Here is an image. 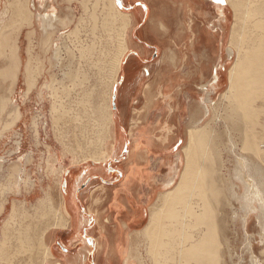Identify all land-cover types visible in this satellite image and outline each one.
Wrapping results in <instances>:
<instances>
[{
  "label": "bare ground",
  "instance_id": "6f19581e",
  "mask_svg": "<svg viewBox=\"0 0 264 264\" xmlns=\"http://www.w3.org/2000/svg\"><path fill=\"white\" fill-rule=\"evenodd\" d=\"M5 1L6 4L3 7L4 10H2L0 13V59L3 58L4 60V67L1 69V74L4 75L3 77L6 79V87L8 88H6L7 90H5L7 91V93L9 90V93L7 96H4L6 92L4 95L0 94V98L3 103L1 106L0 102V106L5 111V114H7L6 122H9L10 124H16L19 120L21 121L23 119L22 109L20 106L15 105V103L13 104L12 102L9 106V101H12V98L10 96L15 91L14 87L15 85H17L19 72L23 73L24 82L26 84L25 94L28 95L29 92H31L32 89L36 86L38 78L39 76H41L40 74H42V71L38 67L40 63L39 65L38 63L37 65L34 63L35 59L34 57H32V54L29 53L31 52L30 50L28 52V59L25 62L23 61L24 59L21 53V46L17 43V39H19L17 38V36H19L17 32H20L17 31V29L19 28L18 30H20V26L21 28H23L24 25H30L32 26L31 31L37 34L35 28L37 25H34L36 16L33 13L32 8L30 7L32 0ZM210 1L214 5L213 7H215L217 17L219 19L217 23L220 22V25L217 24V26H213V28L207 29L205 40L208 45L212 43L210 45H213L212 48L215 50H218V46L215 45L214 42H220L221 46L219 47H221L222 49L220 53L221 58L223 55V51L226 50L228 57L227 61H230L229 66L223 64V58L221 63V67L223 69H227L228 78L227 86L221 93L222 99L226 102L227 110L224 116V126L226 127L225 132L228 135H233L235 133L239 134L244 149L247 151L244 152L245 154L236 156L239 163L238 167L234 170L233 177L238 181L247 184V189L243 193V200L246 202V208L249 209L246 214L257 212L256 207L259 206L258 209L260 211V214L263 215L264 218V165L261 163L262 161L264 162V144L261 143V139L264 136L262 135L263 133L259 132L256 128V125L260 123V115L264 112V0ZM100 3H102V28L106 29L108 33H105L106 38L107 36L108 38L104 41L105 37H102L104 42L102 40L101 41L105 44L106 49L108 47V55H105L107 51L104 53V49L102 52H98L99 55L97 54V57H95V53L92 51L95 50L93 48H89V50L87 49V51H90L89 53H87L84 46L78 49H80L79 52L82 50L81 56L84 58V60H86L85 63L87 67L89 66L90 68L92 66L91 62L96 61L95 64H93L96 65L98 64V61H100L97 66L100 71L98 75H103V72H107L109 70V76L111 77L112 81L109 82V85L107 84L109 86V88H107L108 92L103 95L100 90L97 91L93 87L86 86V84L82 86L81 84L86 83V67L84 66L82 68L83 70L79 69V67H81V64L78 61L79 64H77V67L74 66V64H67L68 66H65L64 68L65 63L63 62L64 58H62L59 49L60 47H56L54 49L53 55L49 59V64L51 68L55 66L59 67L64 77H62V79L68 78L70 81H72L71 84H73V87L74 85L77 86V83L82 86L81 92H83V97L81 98L80 103L87 104L86 102H88L90 106L92 103V112L96 116L98 124L101 126L98 137H104V140L113 137L114 153L116 155H119L123 146L124 137L121 134V131L118 130L117 121L115 120L112 96L113 89L118 82L121 71L125 70L128 76L130 75V71H133L135 62H129L128 65L123 68V61L130 49L131 42H133L128 35V29H130L132 26L135 13L133 12L134 9L132 11H127L119 8L117 0H102ZM82 7L85 10L87 9V0L82 1ZM229 11H232L230 12L232 13L231 17ZM69 15L71 14L69 13ZM51 17H54V14ZM55 17L51 18L53 19V22L55 19H57ZM58 18H60V16ZM42 20L44 22L41 25L44 24L45 26H49L47 25V16L43 17ZM113 24H116V26H112ZM212 24L213 23H211V25ZM45 28L46 27H43L42 29L45 30ZM43 30L42 32L44 33L45 31ZM180 35L181 34L178 31L179 37L174 40V50L172 49L173 64L175 67L177 65L176 56L179 53H177V48H179L180 45ZM28 37L30 38L31 34ZM225 43L227 44V48L224 49ZM99 44L101 43L99 42ZM105 46L103 47L105 48ZM139 47L141 51H143V53H148L145 47ZM91 52L94 55L91 54ZM68 57L70 56L68 55ZM108 67L110 68L108 69ZM54 80H56V77L53 78V81ZM176 80V77L172 78L170 82L167 83L168 85L166 87H163L162 91H159L158 93L156 91V88L155 91L152 92L150 82H147L145 85L143 99L140 98L139 100L144 103V105L143 107L139 108V105L141 103H137L138 107H135V113H133L134 116L132 117L130 122L132 134H134V128H137V126H139L140 124H146L148 127L153 124V129L148 133H152L155 136H157V129L160 130L164 128L163 132L161 133V137H152L148 143H144V137H137L134 138L135 145H131V148L134 151L137 152L141 150L144 153V155L139 156V158H141L139 160H142L143 162H141V164L138 163L136 167L130 166L129 174L127 176V182L128 177H131L129 180L130 182H137L138 184L143 183L142 185L147 188L145 193L147 195L146 197L149 200V203L146 206V209L148 210V219L144 227L142 229L133 228V224L139 223L138 221H140L142 210L141 206L133 205V202H131L133 199L132 195H130V192L125 196H117L116 201L117 199L119 200L120 198L123 199L125 197L128 201H130V203H132V208L130 209L131 211L127 212L126 216L128 217V221L133 219L134 222L130 223V225L132 226L130 229L132 230H129L130 225H127L129 230V235L127 233V237L138 236V234L143 233L145 234L146 238H148L149 240V253L151 254L152 264H227V261L223 257L224 251H222L221 247L223 242L220 239L221 233L225 232V220L227 219L225 216L219 218L217 211L222 209V206L224 204L229 206L231 202L230 199H239L240 195L236 191L233 192L231 189H229L226 194V189L224 188V186L227 183L225 185H223V183L219 184L220 181L223 182L224 177L222 178L219 175L216 176L215 174L218 173H214L217 170L215 168L217 167V161L214 162L215 166H213L211 158H217L219 154L220 150L219 148H217V146L218 144H220V142L222 143V132L214 130V127L211 130L209 129L212 123L210 122L211 119L209 120V122H207L209 119V117L207 119V104L203 110L205 111L203 116L198 115V118H195V116H190L189 119H191V121L187 125H184V123L182 122L180 124V127L178 126L179 130L182 128L181 132L183 131L184 133H186L187 137V139L184 141L185 144L182 143L184 144L182 147V151L176 153L177 161L183 163V166L181 164V166L179 165L180 167H182L180 170H177V167H174L176 164L172 166V153L174 151L172 147L165 143L167 137H171L173 131L169 120L173 119L177 115L179 117H184L185 107L182 104V107L179 108L180 111L178 112L176 111V109L172 108V101H166L168 106L170 103V107L173 109V113H168L169 115L164 114L163 108H159L160 105L162 106V102H165V100H174V96L169 95V93H167V90L174 89ZM58 83L59 85H66L65 81L62 80ZM223 83V75L220 76L219 74L218 63V65H216L212 70L211 84L212 87H214V90L216 89L218 91L223 89ZM201 86L202 89L207 90L211 85L209 83H205L201 84ZM61 87L62 86L57 88L54 87V89L52 88V96L54 97L52 103L53 109H61V111H64L65 113V102L63 100V97L60 96V93L57 90ZM64 88H68V85ZM127 88L129 87L126 85H123L121 87L119 91V97L125 98V95H131L130 92H126L128 91L126 90ZM12 104L14 106H12ZM153 110H161V112L159 116L156 117L155 121H150V119L154 117L152 114ZM64 113H61V115ZM214 114L216 113L214 112ZM122 116H124L125 118L126 114L124 113V115ZM164 117H166L165 119H168V121H164L165 123H163ZM212 119L217 120L218 122L220 117H217L215 115ZM229 142L230 144L229 146L227 145L226 148L230 149V151L233 149L232 151H234L236 148L234 139L230 137ZM209 151H211V153ZM155 157H158V167L163 168L165 166V168L163 169L167 170V178L163 181V183L158 182L156 174L157 169L154 170L150 166L151 161L155 160ZM103 158L105 159V157H102V159ZM260 158L262 159L261 162ZM94 161L98 163L102 162L101 160L97 161V159H95ZM97 169L100 174L102 173V171L103 173L105 172L104 169ZM90 172L91 174L93 172L97 173L94 167L90 170ZM231 177L232 175L230 176V178ZM71 180L72 177L68 183L67 179L66 184L68 187L71 183ZM233 184L234 181L232 182V185ZM71 197H73V195ZM45 198L39 199V202L36 206H39L40 208H42L43 206L46 208V206L48 205L44 202H48V200L47 198ZM255 204H257V206H255ZM119 207L121 208V206ZM57 208L58 207L53 206L52 209H50L51 218L49 219V221L54 220L57 216L59 217L58 221L64 219L60 208ZM0 209L2 210V208ZM19 211L20 208H18L17 203H13L11 212L9 213V217L4 221L0 236V264H2L3 262L2 259L6 262V264L27 263V258H22L21 256H19L21 255L20 253H23L26 249L25 248L23 250V248L25 247L24 243H30L29 245L32 246V242H30L31 240H38V238L41 237L42 240L45 232H47V229L50 226H59V223L61 224V222L57 221L58 225H56L57 223L52 221L47 229H42L41 227H39L40 225H38V227L33 228L32 232H30L31 230L27 231L30 227H27V225L23 226L18 223L20 218L22 219V217L20 216H22L23 214L21 213L19 215ZM43 212H45L44 209L42 210V213ZM249 216L247 215L246 222L250 218ZM262 228L263 231L261 233V237L263 238L260 239L263 240V242H260V244H264V226ZM30 229H32V227ZM12 236H15L17 238L16 240H18V245L14 248H10V244V247L7 244V240H10ZM41 240L40 242L43 241ZM126 243L128 244V240H126ZM42 244V246L48 253L49 247L46 246L44 242H42ZM134 247L135 245L133 246V248ZM131 253L126 257V264H131L129 263L130 258H133L135 255ZM43 256L45 255L43 254ZM257 261V259L253 260V262Z\"/></svg>",
  "mask_w": 264,
  "mask_h": 264
},
{
  "label": "rangeland",
  "instance_id": "374dc122",
  "mask_svg": "<svg viewBox=\"0 0 264 264\" xmlns=\"http://www.w3.org/2000/svg\"><path fill=\"white\" fill-rule=\"evenodd\" d=\"M82 1L83 0H32L30 7L32 8V11L36 16L34 25L37 26H33L36 28L37 34L31 31L32 26L30 25H24L23 28H21L20 26V30H18L19 28L17 29V31H20L17 32L19 36L16 35L17 38H19L17 39V43L21 46V53L24 59L23 61L25 62L28 59L29 53L32 54V57H34L35 59L34 63L36 65L37 63L38 65L40 63L38 67L41 69L42 74H40L41 76H39L36 86L32 89L31 92H29L28 95H26V84L24 82V76L23 73L19 72L17 85H15L14 87L15 91L10 96L12 98V101H9V106L12 102L13 104L15 103V105L20 106L22 109L23 119L21 121L19 120L16 124H10L9 122H6L7 114H5V111L1 108L3 103L0 98V208H2V210L0 209V236L4 221L8 219L13 203L15 202L17 203L18 208H20L19 215L21 213L24 214L20 216L22 217V219L20 218L18 223L23 226L27 225V227H32V229L29 228L27 231L31 230L30 232H32L33 228L38 227V225H40L39 227H41L42 229H47L51 223V221H49V219L51 218L50 209H52L53 206L60 208L57 205L58 199L65 197V190L68 191L69 187L73 185V183L82 176L84 170H88L94 167V169H96L97 171V173L94 172L95 176H102L103 174L104 177L102 176L100 178L105 179L104 181H96L95 178L89 181L91 186L93 183L97 184V186L93 188L96 189V191L99 189V186L101 187V185H103L104 183L108 184L109 186L115 187L119 186L123 179L121 185L125 184L124 182L126 179L125 177H123L124 167L122 164L126 156L124 152V147L122 148L120 154L116 155L114 153V138L112 137L104 140V137H98L101 126L98 124L96 116L92 112V103L91 106L88 104V102H86L87 104L80 103V100L83 97V92H81V87L83 85L86 84V86L93 87L97 91L100 90L101 93L105 95L108 92L107 88H109V82L112 81L111 77L109 76L108 70L110 67H108V69L106 68L108 70L107 72L105 71L106 73L103 72V75L99 74V76L98 73H100V71L97 66L100 61H98V64L96 65H93L96 61L91 62L92 66L89 68V66L87 67L85 63L86 60H84V58L81 56L82 50L79 52L80 49L78 48H82L83 46L86 51L87 49L89 50V48L95 49L92 50L95 53V57H97L98 52H102L103 49L105 50L104 53L107 51L105 53L106 56L108 55L109 51L108 47L106 49V46L103 43L105 39L108 38V36L106 38L105 33H108L106 29L102 28V3H100L102 0H87L86 10L82 7ZM133 1L134 0H132V3ZM5 2V0L0 1V13L2 10H4L3 7L6 4ZM117 2L120 1L117 0ZM118 7L122 8L120 7V4H118ZM131 7L132 5L128 4L126 10L132 11L130 9H127ZM208 7L210 8L211 4L208 3ZM122 9L125 10L124 8ZM230 12L232 11H229V13ZM69 13L71 15H69ZM53 14L54 17L57 14V16L55 17L57 19H55L54 22L53 19H51L54 18L51 17L53 16ZM231 14L232 13H230V17L232 16ZM45 16H47L48 19L47 25L51 27L45 26L44 24L41 25L44 22L42 18ZM59 16L60 18H58ZM49 20L51 21V23H53L51 24ZM114 25L116 26V24H113L112 26ZM42 26L46 27L45 30L42 29ZM42 30L45 32L43 33ZM187 32L188 31L186 30L184 31L183 44H180L179 48H177V53H179L176 57L177 65L175 67L173 64L172 55V49L174 50L173 44L165 46L160 44V50H158L156 44H150V42H147V40L144 39V37L147 36L148 38H146L148 40H151L149 31L135 30L134 28H132V26L131 29H128V35L131 38V41L133 42L132 44H130V49L127 52V55L123 61V68L128 65L132 58H134L133 54L137 49L135 42L136 44L138 43V46L145 47L148 51L149 56L146 58V61L142 58L136 59L133 71L130 73L129 76L127 75V72L125 70H122L118 82L113 89V96L115 95L116 97L115 100H113L112 96V102L115 101L116 105L113 111L115 114V120L117 121L118 130L121 131L123 137H161V133L163 132L164 128L160 130L157 129V136H155L152 133H148L151 132V130L153 129V124H151L149 127L146 124H140L139 126H137V128H134V134H132L130 124L131 119L134 116L133 113H135L134 109L135 107H138L137 103H141L140 107H143L144 105V103L139 100L140 98L143 99L146 83L150 82L152 80L151 78H154L155 75L158 76V86L162 85V81H166L168 79L171 80L175 77L177 78L173 90L176 91L178 95L172 93L174 96V100L170 99L169 101L167 99L165 100V102H162V106L160 105L159 109L163 108L164 114L173 113V109L170 107V103L168 106L167 102L172 101V104L177 100V98H180V96L185 97V95H187L186 93L181 94L179 92L183 88L189 90L191 86H189V82H191V84L194 81H202L201 84L209 83L211 86H209L208 89L205 90L206 92H202V90L200 89L198 91H195L191 95L192 97L190 98L191 102L194 103V105H198V99L202 101L204 99L203 102H205V105H203L201 102L198 108L194 109V111L192 110L191 115H187L188 111L186 110V107H188V104L186 101H183V106L185 107V116L179 117L177 115L174 118L176 121L180 120V122L182 123L183 120L188 121V118H190V116H195V118H198V115L203 116L205 112L203 110L207 104L209 114V116L207 114V119L208 117L209 119L208 121H206L209 122V120L211 119L210 122L212 123L209 129L211 130L214 127V130L222 132V143L220 142V144H218L217 146V148H219L220 150V157L218 154L217 158H211L213 166H215L214 162L217 161V167H215L217 170L214 173H218L215 174L216 176L219 175L222 178L224 177L223 182L220 181L219 184L223 183V185H225L227 183L224 186V188L226 189V194L227 191L231 189L233 192L236 191L240 195L239 199H230L231 202L229 206L224 204V208L222 206V209L217 211L219 218L225 216L227 219L225 220V235L224 233H221L220 236V239L223 242L221 246L222 251H224L223 257L227 261V264H264V244H260V242H263V240L260 239L263 238L261 237V233L263 231L262 227L264 226L263 215L260 214V211L258 209L259 206H257V204H255V206H257V212L246 214L249 209L246 208V202L243 200V193L247 189V184H245L244 182H240L233 177L234 170L238 167L239 163L238 158L236 156L245 154L244 152L247 151L244 149L239 134L235 133L233 135H228L225 132L226 127L224 126V116L227 110L226 102L222 99L221 93L223 90H225L227 86L228 78L227 69H223L221 67V63L223 58V64L229 66L230 61H227V51H223V55L221 58L220 53L222 49L221 47H219L221 46L219 44L218 50L213 49V46L210 45L204 46L202 44H199L200 47L198 45L194 47L190 45V43H186V40L188 37H193L195 31H189V33ZM29 33L31 34L32 38L28 37L30 35ZM46 33L48 34V36ZM173 35H175V31H173ZM102 37H105L104 41ZM99 42L101 44H99ZM78 45L81 47H79ZM103 46H105V48ZM56 47H60L59 49L62 58H64V61H62L66 64H64V68L69 64H74V66L77 67V64L79 63L81 64V67H79V69H82L84 66L86 67V83L81 84L82 86L77 83V86L74 85V87L76 88H74L73 84H71L72 81H70L68 78L67 79L69 81L67 79H62L63 75L59 67H50L49 59L53 55L54 49ZM225 48H227L226 43L224 45V49ZM204 49L206 59H201L202 61H205L203 64V68L206 70V78L202 79L199 77H193L194 73L192 69L193 65L195 64V60L193 57L195 56V54H201ZM29 50L31 52H29ZM89 52L90 51H87V53ZM164 53L168 54L165 57L166 61L162 63ZM91 54L93 53L91 52ZM137 54L139 56L140 51ZM68 55L70 57H68ZM79 58L83 59L80 60ZM1 59L0 94L4 95L6 92L4 96H7L9 90L7 93L6 88L8 87H6V79L3 77L4 75L1 74V69L4 67V60L3 58ZM218 63L219 74L220 76L223 75L224 83L223 89L217 91L216 89L214 90V87H212L211 83L212 70L216 65H218ZM97 69L99 72L97 71ZM52 77H56L57 81H53ZM61 80L65 81V86L59 85L58 82ZM54 84L57 85L55 86ZM67 85L68 88H64L67 87ZM123 85H126L130 88H127L126 90L128 91L126 92H130L131 94L125 95V98L119 97V91ZM52 86H54L55 88L62 86L60 89L58 88L57 90L59 91L60 96L63 97V100L65 102V113L64 111L62 112L61 109H53L52 102L54 100V97L52 96V88L54 89V87ZM156 91L157 93L159 92V90L157 89ZM13 104L12 106H14ZM122 108L124 111L126 110V108L127 110L124 112ZM176 111L179 112L180 110L176 109ZM213 111L216 114H214ZM59 112L64 114L61 115V113ZM160 112L161 110H153L152 114L154 117H152L150 121H155L156 117L159 116ZM124 113L126 114L125 118L124 116H122L124 115ZM213 114L214 116L216 115L217 117H220L218 122L217 120L212 119L214 117ZM165 118L166 117H164V119ZM164 119L163 123L168 121V119ZM259 120L260 123L256 125V128L259 132L263 133L262 135L264 136V112L260 115ZM34 122H37L36 125ZM169 122L172 126L171 128L173 129L171 137H186V133H184L183 131L181 132L182 128L180 130L178 128V126L180 127V122H178L179 124L177 126L175 125L176 123H174L172 119H170ZM230 137H232V139H234V142L236 143V148L234 151H232V149V152L230 151V149L226 148V146H229L230 144ZM180 140L181 142L177 143L178 145L176 144L174 147L172 146L174 154L182 151V147L185 144V140L182 138ZM261 143L264 144V137H262ZM170 144L173 145V143ZM129 146L130 145H128V147ZM209 152L211 153V151ZM102 157H105V159H102ZM95 159H97V161L101 160L102 162H95ZM261 161L262 159L260 160V162ZM261 163L264 165L263 161ZM90 164L95 165L93 166ZM180 164L183 166V163L176 162V165L178 166L175 165V168L177 167V170H180L182 168L180 167ZM97 168L104 169L105 172H102L100 174ZM156 169L158 182L163 183V181L167 178V170L163 169L162 167H158ZM231 175L232 177L230 178ZM71 177L72 180L70 186L67 187V179L69 181ZM86 178L87 177L85 176L83 182ZM233 181L234 184L232 185ZM65 184L67 188H65ZM82 187L85 188H82V191L89 188L87 187V184ZM145 192L146 190H144V193ZM45 197L47 198L49 204L47 201L44 202L48 206H46V208L42 206L45 211L42 213L43 209L39 206L37 207L36 205L38 204L39 199H43ZM247 215H250V218L246 222ZM147 219L148 210L145 207L143 221L142 223H140V225L137 224L141 227L140 229L144 227L147 222ZM138 236L127 237V249H129L127 255L129 256L130 253L134 251L133 253H131L133 255L135 254L133 259L131 257L133 255L130 256V260L132 259L134 264H152L151 254L149 253V240L148 238H146L144 233L138 234ZM12 237L10 238L11 241L7 240L8 246L9 244L11 246H9L10 248H14L18 245V240H16L17 238L15 236L13 238ZM41 238H38V240H31L30 242L33 243H31L32 246L29 245L30 243H24L25 247L23 248V250L26 248L25 251L23 253H20L21 255L18 254L22 258L28 259V262L24 264H45V262H47V251L42 246L43 239L41 240ZM40 240L42 242H40ZM134 245L135 247L133 248ZM43 254L45 256H43ZM254 259H257L258 261L253 262ZM2 261V264H6L3 259Z\"/></svg>",
  "mask_w": 264,
  "mask_h": 264
},
{
  "label": "crops",
  "instance_id": "0c3cea01",
  "mask_svg": "<svg viewBox=\"0 0 264 264\" xmlns=\"http://www.w3.org/2000/svg\"><path fill=\"white\" fill-rule=\"evenodd\" d=\"M119 1L120 2L117 3L125 10L128 4L132 5L131 8H127L130 10L134 9L133 12L135 13V16L133 19L134 21L132 22V28L135 30L149 31L151 40H148V37H144V39L147 40V42H150V44H156L158 50H160V44L164 46L171 44L174 45V40L179 37L178 31L181 34L180 44H183L182 33L184 34L185 30L188 31L187 33H189V31H195L193 37L187 38L186 43H190V45L194 47L197 45L199 46V44L206 46L208 45L205 40L206 30L213 28V26H217V24L220 25V22L217 23L219 19L217 17L215 7H213L214 5L210 0H134L133 3L132 0ZM208 3L211 4L210 8L208 7ZM211 23L213 24L211 25ZM173 31H175V35H173ZM214 43L217 46L218 44L221 45L220 42L217 43L215 41ZM136 45L137 49L133 54L134 58H132L131 61L136 62V59L138 58H142L146 61L149 54L141 52L138 43ZM139 51L140 55L138 56L137 53ZM167 54L168 53L163 54L164 57L162 58V63L166 61L165 57ZM205 57V49L201 52V54H195L193 57L195 60V64L192 69L194 73L193 77H199L202 79L206 78V70L203 68L205 61H202V59H206ZM151 79L150 85L152 92L155 91V88L162 91L163 87H166L168 85L167 83L170 82L168 79L166 81H162V85L158 86V76L155 75V77ZM201 82L202 81H194L192 84L189 82V86L191 85L189 90L183 88L180 92L178 91L181 94L186 93V98L183 96H180V98L176 97L177 101L172 103V108L179 109L182 107V104H184L183 101H186L188 104V107H186V110L188 111L187 115H191L192 110L194 111V109L198 108L201 102L205 105V102L200 99H198V105H194V103L190 100L192 97L191 95L195 91L200 89L202 92L205 91L201 88ZM167 91L169 95H178L174 90ZM172 120L176 123V126L178 125V122H180V120L176 121L175 118ZM190 121L191 119L188 118V121L183 120V123L184 125H187ZM134 138L137 137H124L123 141L122 148L124 147L126 155L122 163L124 167L123 177L126 179L124 185H121L123 179L119 186L115 187L109 186L103 182L104 184L101 185V187L99 186V189L96 191V189L93 188L96 187L97 184L92 182L93 184L91 186L89 181L93 178H95L96 181H104L105 179H101L100 177L102 176H95L94 172L91 174V168L85 170L82 174L83 176L78 178L73 185L70 186L69 184L70 190H65V197L58 199L57 205L60 207V211L62 212L64 219L58 221L59 217H55L52 221L56 222V225H58V222H61V224L59 223V226H50L48 228L49 230L47 229V232H45L43 242L49 247V251L46 254L48 260L46 258L47 262H45V264L127 263L126 257L127 252H129L126 243L127 233L129 235V230H132L130 229L132 227L130 223L134 222V220L131 219L128 221V217L126 215L127 212L131 211L130 209L132 208V203H130V201H128L125 197L123 199H117V201L116 198L117 196H125L130 192L133 199L131 201L133 202V205L141 206L142 213L140 215V221H138L139 223L133 224L134 229L141 228L139 225L143 221L145 207L149 203V200L146 197L147 195L144 193L146 188L142 185L143 183H132L129 181L131 177H128L127 182L130 166L136 167L138 163L141 164V162H143L142 160H139L141 159L139 156L144 155V153L141 150L136 152L131 148V145L135 143ZM151 138L152 137H144V143H148ZM181 138L184 140L187 139V137H167L166 144L170 147H174L177 143L181 142ZM170 143H173V145ZM128 145L130 146L128 147ZM172 157V166H174L176 162H178L176 160V154L172 153ZM157 159L158 157H155V160H152L150 163L151 168L154 170L158 168ZM95 164L91 165L94 166ZM163 168H165V166ZM85 176L87 178L83 182ZM85 184H87V187L89 188L82 191L85 189L82 187ZM67 187L65 184V188ZM72 195L73 197H71ZM119 206H121V208ZM127 225H130L129 230ZM132 259L129 263L134 264Z\"/></svg>",
  "mask_w": 264,
  "mask_h": 264
},
{
  "label": "water",
  "instance_id": "95a60500",
  "mask_svg": "<svg viewBox=\"0 0 264 264\" xmlns=\"http://www.w3.org/2000/svg\"><path fill=\"white\" fill-rule=\"evenodd\" d=\"M115 95L113 96V100H115ZM116 105H115V101H113V109H115Z\"/></svg>",
  "mask_w": 264,
  "mask_h": 264
}]
</instances>
